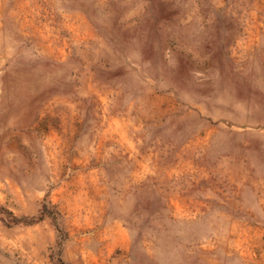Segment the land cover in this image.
Returning a JSON list of instances; mask_svg holds the SVG:
<instances>
[{"label": "rangeland", "instance_id": "rangeland-1", "mask_svg": "<svg viewBox=\"0 0 264 264\" xmlns=\"http://www.w3.org/2000/svg\"><path fill=\"white\" fill-rule=\"evenodd\" d=\"M0 264H264V0H0Z\"/></svg>", "mask_w": 264, "mask_h": 264}]
</instances>
